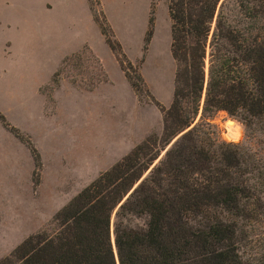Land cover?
<instances>
[{
    "label": "trees",
    "instance_id": "trees-1",
    "mask_svg": "<svg viewBox=\"0 0 264 264\" xmlns=\"http://www.w3.org/2000/svg\"><path fill=\"white\" fill-rule=\"evenodd\" d=\"M88 2L139 99L137 68L96 11L99 1ZM167 13L175 72L171 104L159 106L161 135L148 136L101 173L46 231L0 264H264L245 259L242 249L264 224V0H167ZM94 59L87 92L107 82ZM221 112L242 125V142L220 138L211 121ZM0 123L28 147L36 188L39 153L1 114Z\"/></svg>",
    "mask_w": 264,
    "mask_h": 264
},
{
    "label": "rangeland",
    "instance_id": "rangeland-1",
    "mask_svg": "<svg viewBox=\"0 0 264 264\" xmlns=\"http://www.w3.org/2000/svg\"><path fill=\"white\" fill-rule=\"evenodd\" d=\"M117 1V7H110L111 21L105 20L142 78L140 102L123 80L98 24L89 18L87 0H26L27 68L12 72L26 78L25 99L10 104L0 95V114L30 140L41 155V168L38 186L33 188L34 162L29 149L1 124L5 132L0 133V260L29 236L46 231L57 212L136 145L162 133L159 106L167 109L171 104L175 72L167 0ZM7 9V2L0 0L1 23ZM89 48L101 53L117 97L111 88L86 93L97 74ZM207 68L208 59L205 73ZM5 74L0 72V83ZM129 74L134 81L133 73ZM43 85L45 110L36 93ZM211 124L225 142L245 139L242 125L226 113H218ZM249 234L243 243L244 257L262 263L264 224Z\"/></svg>",
    "mask_w": 264,
    "mask_h": 264
},
{
    "label": "crops",
    "instance_id": "crops-1",
    "mask_svg": "<svg viewBox=\"0 0 264 264\" xmlns=\"http://www.w3.org/2000/svg\"><path fill=\"white\" fill-rule=\"evenodd\" d=\"M5 1L7 2L8 9L7 11H5V14L3 15L2 23H1V18H0V72H5V73L7 72L8 74H5L4 82L0 83V95H3L5 98V101H8L10 104L12 102H17V101H19V103L21 104L22 101L25 99L24 97H22V88L26 87L27 81H26V78L22 76V74L19 77H17L16 76L17 74L14 73V76H13L12 72L14 69L16 71L18 70L21 73L22 70L26 71V68H27L28 33H27V20H26L27 17H26V10H25L26 0H5ZM98 1H99L100 9L102 10L103 16L105 17L107 22L111 21L110 7H113V8L117 7L118 1L117 0H98ZM88 6H89V2L87 0V7ZM90 14H92L91 10H90ZM89 18L93 20L92 15H90ZM1 29L3 31H1ZM101 37L105 43L104 37L102 35ZM89 51L99 61L100 66L107 78V82L100 83L91 92H86V93H89V94L95 93V92L101 91L102 89H107V88L109 89L111 88V91L113 92L117 91L115 82L113 81V79L110 78L107 68L104 65L101 53H99L97 50L93 48H89ZM118 68L120 70L123 80L126 81L124 74L119 67V64H118ZM54 74L55 72L52 74V76H54ZM45 85L38 87L36 91L37 95L42 98L43 110H45V100H44V96L41 93V88L44 87ZM18 87H19V92H17ZM113 95L117 97L118 91L117 93L112 94V96ZM4 116L7 118V120L11 124L13 123V121L7 116V113H4ZM43 118H45L44 114H43ZM4 132L5 130L3 129L0 123V133H4ZM134 145L136 144L134 143L132 147H134ZM39 156L41 159L40 154Z\"/></svg>",
    "mask_w": 264,
    "mask_h": 264
},
{
    "label": "water",
    "instance_id": "water-1",
    "mask_svg": "<svg viewBox=\"0 0 264 264\" xmlns=\"http://www.w3.org/2000/svg\"><path fill=\"white\" fill-rule=\"evenodd\" d=\"M206 75H205V85H206V80H207V74H208V68H207V70H206V73H205ZM203 100H204V95H203V98H202V101H201V106H202V104H203ZM201 112V111H200ZM113 239V238H112ZM113 247H114V250H115V246H114V241H113ZM116 253V252H115Z\"/></svg>",
    "mask_w": 264,
    "mask_h": 264
},
{
    "label": "bare ground",
    "instance_id": "bare-ground-1",
    "mask_svg": "<svg viewBox=\"0 0 264 264\" xmlns=\"http://www.w3.org/2000/svg\"><path fill=\"white\" fill-rule=\"evenodd\" d=\"M231 122V121H230Z\"/></svg>",
    "mask_w": 264,
    "mask_h": 264
}]
</instances>
